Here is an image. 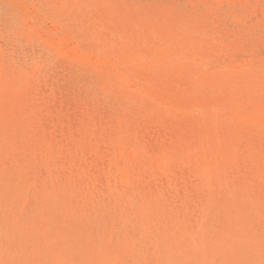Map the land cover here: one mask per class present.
I'll use <instances>...</instances> for the list:
<instances>
[{
  "label": "rangeland",
  "instance_id": "rangeland-1",
  "mask_svg": "<svg viewBox=\"0 0 264 264\" xmlns=\"http://www.w3.org/2000/svg\"><path fill=\"white\" fill-rule=\"evenodd\" d=\"M0 264H264V0H0Z\"/></svg>",
  "mask_w": 264,
  "mask_h": 264
}]
</instances>
